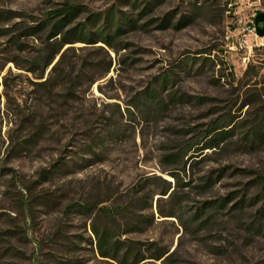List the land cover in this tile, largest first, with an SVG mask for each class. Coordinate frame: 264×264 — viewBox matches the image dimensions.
Returning <instances> with one entry per match:
<instances>
[{
  "label": "rangeland",
  "instance_id": "obj_1",
  "mask_svg": "<svg viewBox=\"0 0 264 264\" xmlns=\"http://www.w3.org/2000/svg\"><path fill=\"white\" fill-rule=\"evenodd\" d=\"M259 12L0 0V264H264V46L235 49Z\"/></svg>",
  "mask_w": 264,
  "mask_h": 264
},
{
  "label": "trees",
  "instance_id": "obj_2",
  "mask_svg": "<svg viewBox=\"0 0 264 264\" xmlns=\"http://www.w3.org/2000/svg\"><path fill=\"white\" fill-rule=\"evenodd\" d=\"M78 10L79 9L76 6H72V7L70 6L65 10H60L59 12H55L53 16L48 17L44 21L42 26L45 27L46 25L51 24L52 18H54V17L59 18L56 23L55 22L52 23V29L54 30L53 34L56 35L57 33H55V31L57 32V31L61 30L63 23H65V21L71 20ZM120 22L121 21L119 18L117 25H119ZM122 30L123 29L120 26H118L116 33L121 32ZM99 32H102V30L100 29ZM87 33H91V30L83 29L82 31L79 32L81 37L85 38L86 40H87V38H86ZM105 38L109 39V38H111V35L107 34ZM219 134L223 135V133H219ZM100 211L104 215H109L110 213H112V215H113V214H120L121 209L119 207L111 208V207L105 206V207L101 208ZM96 233H97L99 240H100V246H101V250H102L101 252H102L103 256H108V257L110 255L116 256L118 254V251L121 248L119 241H115V240L112 241L111 232L108 230L107 231L106 230H103V231L96 230Z\"/></svg>",
  "mask_w": 264,
  "mask_h": 264
},
{
  "label": "built area",
  "instance_id": "obj_3",
  "mask_svg": "<svg viewBox=\"0 0 264 264\" xmlns=\"http://www.w3.org/2000/svg\"><path fill=\"white\" fill-rule=\"evenodd\" d=\"M259 39L262 41L260 42ZM264 37H260L257 33V26L255 24V17L254 19L246 23L242 30L238 34V40L237 45L235 46V49L237 51H243V50H249L252 51L255 46H264ZM247 57L244 58L246 60Z\"/></svg>",
  "mask_w": 264,
  "mask_h": 264
},
{
  "label": "water",
  "instance_id": "obj_4",
  "mask_svg": "<svg viewBox=\"0 0 264 264\" xmlns=\"http://www.w3.org/2000/svg\"><path fill=\"white\" fill-rule=\"evenodd\" d=\"M257 33L260 37H264V12H259L255 17Z\"/></svg>",
  "mask_w": 264,
  "mask_h": 264
}]
</instances>
